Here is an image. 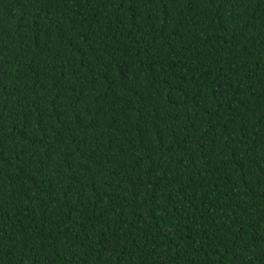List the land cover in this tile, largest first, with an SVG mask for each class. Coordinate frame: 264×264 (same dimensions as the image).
<instances>
[{"label":"trees","instance_id":"trees-1","mask_svg":"<svg viewBox=\"0 0 264 264\" xmlns=\"http://www.w3.org/2000/svg\"><path fill=\"white\" fill-rule=\"evenodd\" d=\"M0 264H264V0H0Z\"/></svg>","mask_w":264,"mask_h":264}]
</instances>
